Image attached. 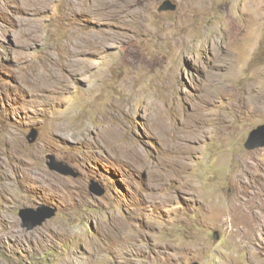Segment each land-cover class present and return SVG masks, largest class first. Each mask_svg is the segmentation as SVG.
Listing matches in <instances>:
<instances>
[{
	"label": "rangeland",
	"instance_id": "374dc122",
	"mask_svg": "<svg viewBox=\"0 0 264 264\" xmlns=\"http://www.w3.org/2000/svg\"><path fill=\"white\" fill-rule=\"evenodd\" d=\"M165 1L0 0V264H264V0Z\"/></svg>",
	"mask_w": 264,
	"mask_h": 264
},
{
	"label": "water",
	"instance_id": "95a60500",
	"mask_svg": "<svg viewBox=\"0 0 264 264\" xmlns=\"http://www.w3.org/2000/svg\"><path fill=\"white\" fill-rule=\"evenodd\" d=\"M176 8H177V6L173 1L167 0L160 6L159 11L160 12L174 11V10H176ZM35 136H36V130H33L32 134L29 136L30 140H31V137L33 138ZM31 143H33V142H31ZM260 145H264V125L259 126L257 129L253 130V132L249 135V139L246 143V147L248 149H252V148L260 146ZM46 159L50 160V162H47V165H48L50 170L59 172L65 176H74V177L79 176V174L77 173V171L75 169L70 167L68 164L57 161L55 156L47 155ZM92 191H94V193H97L98 195L104 194L103 190L97 189L96 187H93ZM30 213H35L34 214L35 217L33 218L35 220L31 225H28L27 222H25V225L29 226L30 229L32 230L38 226H41L48 219L52 218L57 213V210L56 209H50L47 212L44 210H40V212H38V213L30 211ZM215 236L216 237L218 236L217 233H215ZM192 264H200V263L194 262Z\"/></svg>",
	"mask_w": 264,
	"mask_h": 264
},
{
	"label": "bare ground",
	"instance_id": "6f19581e",
	"mask_svg": "<svg viewBox=\"0 0 264 264\" xmlns=\"http://www.w3.org/2000/svg\"><path fill=\"white\" fill-rule=\"evenodd\" d=\"M31 2V1H30ZM104 3V2H103ZM100 5H101V3H100ZM103 5V4H102ZM100 7H102V6H100ZM32 20V19H31ZM50 73V72H49ZM46 78V77H45ZM54 82H56V81H54ZM57 83V82H56ZM177 107V106H176ZM160 119V118H159ZM160 121V120H159ZM184 121H186V120H184ZM164 122V121H163ZM185 123V122H184ZM166 125V127H165V132L166 133H172V132H174L175 131V129L173 128V127H171L170 126V124H172V123H165ZM161 125V124H160ZM180 131V130H179ZM173 134V133H172ZM176 134V133H175ZM179 135V134H178ZM170 136V135H169ZM180 138V137H179ZM177 141V140H176ZM175 142V141H174ZM180 142V141H179ZM177 144V143H176ZM179 145V144H178ZM181 145V144H180ZM172 147V146H171ZM170 148V147H169ZM139 158V157H138ZM141 158V157H140ZM64 232H65V230H63Z\"/></svg>",
	"mask_w": 264,
	"mask_h": 264
}]
</instances>
